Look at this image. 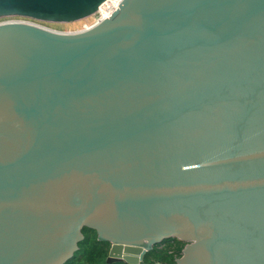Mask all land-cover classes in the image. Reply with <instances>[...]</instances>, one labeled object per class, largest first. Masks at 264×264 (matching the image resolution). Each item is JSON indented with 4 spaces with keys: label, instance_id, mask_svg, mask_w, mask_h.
Returning <instances> with one entry per match:
<instances>
[{
    "label": "water",
    "instance_id": "water-1",
    "mask_svg": "<svg viewBox=\"0 0 264 264\" xmlns=\"http://www.w3.org/2000/svg\"><path fill=\"white\" fill-rule=\"evenodd\" d=\"M110 0H0L72 24ZM264 264V0H126L75 36L0 27V264ZM162 264V263H155Z\"/></svg>",
    "mask_w": 264,
    "mask_h": 264
},
{
    "label": "trees",
    "instance_id": "trees-1",
    "mask_svg": "<svg viewBox=\"0 0 264 264\" xmlns=\"http://www.w3.org/2000/svg\"><path fill=\"white\" fill-rule=\"evenodd\" d=\"M84 240L79 244V250L73 259L66 264H107L111 242L100 239L95 231L85 228L83 230ZM183 242L178 240L165 241L162 245L155 246L146 258L145 264H176L182 257L184 250ZM173 248V250H171ZM114 264H127L118 262Z\"/></svg>",
    "mask_w": 264,
    "mask_h": 264
},
{
    "label": "built area",
    "instance_id": "built-area-1",
    "mask_svg": "<svg viewBox=\"0 0 264 264\" xmlns=\"http://www.w3.org/2000/svg\"><path fill=\"white\" fill-rule=\"evenodd\" d=\"M125 1L126 0H110L107 4L104 5V7L100 10V12L97 13V15L95 16V20L93 21V23L90 24V25H87V26L83 27L80 30H76V31H64V30L58 29V30H55V31L54 30H51V31H52V33H55V34H58V35H64V36H75V35H80L82 33H85L87 31H90V30L98 27L102 23H104L116 10H118L120 8V6ZM12 18H14V17H12ZM92 18H94V17H92ZM4 19H7V18L0 19V21H2ZM28 21L31 24L38 25L39 27H42L44 29L46 28V26L40 25V23L43 24V22H39V21L32 20V19H28Z\"/></svg>",
    "mask_w": 264,
    "mask_h": 264
},
{
    "label": "rangeland",
    "instance_id": "rangeland-1",
    "mask_svg": "<svg viewBox=\"0 0 264 264\" xmlns=\"http://www.w3.org/2000/svg\"><path fill=\"white\" fill-rule=\"evenodd\" d=\"M7 19L28 20L27 18H19V17L7 18ZM94 20H95V17L94 18H90L88 20L81 21V22L72 23V24H51L50 25V24H46V23H43V24L40 23V25L46 26L47 28H50V29H53V30L60 29V30H64V31H76V30L82 29L83 27H85L87 25L92 24ZM187 244L188 243L184 244V248L186 247ZM171 250H173V248Z\"/></svg>",
    "mask_w": 264,
    "mask_h": 264
},
{
    "label": "bare ground",
    "instance_id": "bare-ground-1",
    "mask_svg": "<svg viewBox=\"0 0 264 264\" xmlns=\"http://www.w3.org/2000/svg\"><path fill=\"white\" fill-rule=\"evenodd\" d=\"M11 25H13V26H28V27L40 29V30L46 31V32H52L51 30H53V29H50V28H47V27L44 29L42 27H39L38 25L31 24L28 20H22V19L21 20H19V19H5V20L0 21V27L11 26Z\"/></svg>",
    "mask_w": 264,
    "mask_h": 264
}]
</instances>
